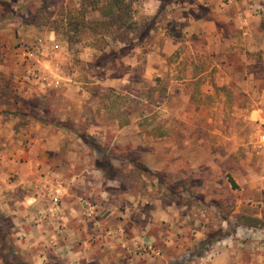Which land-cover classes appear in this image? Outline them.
<instances>
[{"label":"rangeland","instance_id":"374dc122","mask_svg":"<svg viewBox=\"0 0 264 264\" xmlns=\"http://www.w3.org/2000/svg\"><path fill=\"white\" fill-rule=\"evenodd\" d=\"M131 1L103 52L131 51L99 68L48 24L97 19L89 0H0V264H264L261 55L253 86H220L201 32L232 0Z\"/></svg>","mask_w":264,"mask_h":264},{"label":"crops","instance_id":"0c3cea01","mask_svg":"<svg viewBox=\"0 0 264 264\" xmlns=\"http://www.w3.org/2000/svg\"><path fill=\"white\" fill-rule=\"evenodd\" d=\"M247 2L248 0H232L230 6L220 8L217 7L220 6L218 2L212 6H209L212 2L206 5L214 7L211 11L215 14L213 20L202 30L201 36L205 38L208 44L206 46L212 44L218 49L219 57H216L215 67L220 86L232 85L236 81H241L242 85L255 84L252 71H248L255 69V61L249 56L250 54L261 55L260 63L264 70V16H260V12L255 15ZM261 7L264 11V4ZM208 11L211 13L210 10ZM227 26L229 28H226ZM249 188L254 189L252 186ZM0 212L6 213V210L0 208ZM17 225H20L19 222ZM228 259L232 261V255L228 258L224 252L217 259V264L222 260L225 261L224 264H227ZM262 259L264 260V257Z\"/></svg>","mask_w":264,"mask_h":264},{"label":"trees","instance_id":"16d2710c","mask_svg":"<svg viewBox=\"0 0 264 264\" xmlns=\"http://www.w3.org/2000/svg\"><path fill=\"white\" fill-rule=\"evenodd\" d=\"M91 11L98 14V18L94 20H87L84 10H68L65 14H60L57 19L48 22L52 31L57 34H62L67 44H74L81 40L82 36H86L92 40V47L98 48L101 51L99 56L94 57V67H104L110 65L121 57L126 56L131 49L129 46L120 48L117 52L109 50L103 52L107 46V40L112 39L113 42L125 43L128 34L134 31L135 22L130 16L132 10L131 0H89L88 2ZM50 19L48 18V21ZM150 28L146 29L148 33ZM145 36L137 37V42L142 41ZM99 45V46H97ZM25 117V115L23 116ZM32 119H36L32 117ZM126 122L124 125H127ZM81 138L83 136H80ZM84 142L87 143L85 138ZM9 226L2 225L0 227V242L9 243ZM12 254V250L10 249ZM8 264H26V262L17 254L12 256Z\"/></svg>","mask_w":264,"mask_h":264},{"label":"built area","instance_id":"2783aa9c","mask_svg":"<svg viewBox=\"0 0 264 264\" xmlns=\"http://www.w3.org/2000/svg\"><path fill=\"white\" fill-rule=\"evenodd\" d=\"M30 58H37V54L34 51H30L28 54ZM254 123L256 125V146L257 149L264 154V106L254 111Z\"/></svg>","mask_w":264,"mask_h":264}]
</instances>
